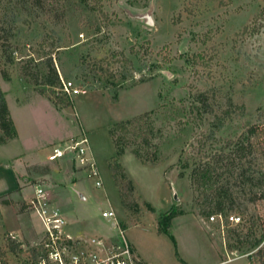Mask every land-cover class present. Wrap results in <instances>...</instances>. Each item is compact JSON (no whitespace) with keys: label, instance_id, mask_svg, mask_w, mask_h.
<instances>
[{"label":"rangeland","instance_id":"rangeland-1","mask_svg":"<svg viewBox=\"0 0 264 264\" xmlns=\"http://www.w3.org/2000/svg\"><path fill=\"white\" fill-rule=\"evenodd\" d=\"M49 1L59 9L47 16L20 14L13 24L10 13L7 19L12 34L7 52L15 62L7 64L0 48V88L23 135L0 145L4 187L16 186L9 172L15 162L10 159L22 149L28 153L38 149L34 156L26 154V162L40 160L51 152L50 141L83 129L103 186L97 187L90 177L85 185L65 186L70 211L66 233L102 238L97 235L103 225L114 221L103 218L102 212L112 210L115 231L120 223H128V240L149 264H250L251 250L229 248L228 230L235 225L222 230L193 208L190 176L203 154L237 141L251 127L264 131V27L259 33L250 32L257 15H263L258 24H264V0H89L87 5L80 0ZM7 5L0 2L3 10ZM62 12L63 18L58 16ZM39 47L41 52H52L63 81L60 90L34 85L20 75V61L30 57L43 70ZM122 53L132 66L118 62ZM2 69L12 81L2 78ZM69 81L87 92L69 95L64 90ZM41 90L61 93L72 105L57 110L48 99H36ZM199 96L207 101L210 113L198 102ZM144 112H151L163 130L154 149L162 162L145 165L130 151L121 157L137 196L154 208V212L143 210L135 224L126 215L108 167L116 155L110 129ZM30 170L29 177L41 172ZM24 187L32 193L45 185L34 179ZM46 190L53 200V192ZM4 199L12 203L5 205ZM29 203L20 200L17 191L0 196V264L33 263L28 254L9 251V236H18L24 250L45 239V226ZM174 204L184 215L174 219L173 240L158 231L157 219ZM247 206L264 224V201Z\"/></svg>","mask_w":264,"mask_h":264},{"label":"trees","instance_id":"trees-1","mask_svg":"<svg viewBox=\"0 0 264 264\" xmlns=\"http://www.w3.org/2000/svg\"><path fill=\"white\" fill-rule=\"evenodd\" d=\"M8 7H0V48L3 49L5 62L13 64L15 57L7 50L11 46L12 34L8 29V21H19L20 14L26 16L51 14V11L59 9L57 5H50L49 0H5ZM87 5L89 0H80ZM96 1V0H95ZM2 2V0H0ZM11 16L8 18V15ZM58 13V12H56ZM64 17V12L58 14ZM263 15L254 18V25L251 33H259L264 24H258ZM17 18V20H16ZM60 19V18H59ZM249 26L245 28L248 30ZM42 45V44H41ZM54 48V44H50ZM41 47V46H40ZM41 62L43 70L38 69L39 62L35 64V59L30 57L28 60L20 61L19 68L22 79L34 85H42L55 91L62 88V78L52 57V52H41ZM44 49V46H42ZM116 56V55H115ZM118 62L123 65H131L133 62L123 53ZM34 64V65H33ZM37 65V67H36ZM103 72L108 71L103 67ZM2 78L5 81H12L10 73L2 69ZM50 92V91H49ZM40 95L49 98L56 106L69 107L72 100H67L61 93H48L41 90ZM198 102L206 113H210L207 101L200 97ZM116 155L108 162L114 182L118 188L122 205L126 210V215L130 222L138 224L141 221L143 210L154 212L150 203L141 200L137 196V189L130 179L121 157L130 151L141 163L145 165H159L162 159L155 153V141L163 137V130L155 125L151 112H144L132 118L121 120L110 129ZM18 137V131L11 116L5 92L0 88V145L9 143ZM264 131L251 127L237 141H228L220 150L203 154L200 161L191 169L190 181L193 187L194 199L193 208L198 209L199 215L209 221L210 216L216 214L229 216L238 212L242 222L228 230V236L232 243L229 244L230 250L243 252L251 250L248 255L250 264H264V227L261 217L247 204H257L264 201ZM202 149V148H201ZM38 169L39 167H34ZM11 199H4L3 204L10 205ZM30 205V203H29ZM184 215V211L174 204L168 211L162 213L157 219V229L161 233L168 234L173 240V220ZM124 230L128 223L120 224ZM7 245L12 253H26L33 263H38L44 258H48V251L44 246V240L27 250L23 245L12 236L8 237ZM178 256V252H176ZM179 257V256H178ZM180 259V257H179ZM181 260V259H180ZM136 264H149L143 260H137Z\"/></svg>","mask_w":264,"mask_h":264},{"label":"built area","instance_id":"built-area-1","mask_svg":"<svg viewBox=\"0 0 264 264\" xmlns=\"http://www.w3.org/2000/svg\"><path fill=\"white\" fill-rule=\"evenodd\" d=\"M64 90L69 95L87 92L86 89L75 85L72 81L64 82ZM89 153L90 141L83 133L76 138L53 145L48 159L50 162H56L66 156H72L80 167L87 170L90 178L96 179V186L102 187L100 172ZM30 206L45 226L44 246L48 251V258L31 264H136L138 258L125 230L120 225L118 238L114 242L103 237L85 242L76 241L66 234L67 220L62 211L52 205L51 196L45 188H36ZM102 215L105 218L114 219L116 217L112 210L103 211ZM209 222L219 223L221 229L224 230L225 225L241 223L242 218L234 214L229 216L214 214L210 216Z\"/></svg>","mask_w":264,"mask_h":264},{"label":"crops","instance_id":"crops-1","mask_svg":"<svg viewBox=\"0 0 264 264\" xmlns=\"http://www.w3.org/2000/svg\"><path fill=\"white\" fill-rule=\"evenodd\" d=\"M41 97L48 99V101H50V103L57 110H61L62 107L56 106L46 96H42V95L38 94V97H36V99L41 98ZM10 112H11V110H10ZM11 116H12V112H11ZM12 118H13V121H14L15 126H16L17 131H18V137L16 139L19 140L22 138L23 131L21 129V126L18 125V123L16 122L15 118L13 116H12ZM81 128H82V126H81ZM83 133H85V131L83 129H81L78 132L69 133L68 135H65L63 137H59L58 139H53L52 141L49 142L50 144H49L48 150L51 151L50 145H52L56 142L76 138ZM16 139H14V140H16ZM26 150L27 149H22V151H21V153H19V155L18 154L14 155V157H12V159H10V161L14 160V162H15L14 166L11 167V169L9 170V172L10 171L13 172V175L15 177L13 179L15 182V185H16L15 187H13V186L9 187V188L4 187L5 186L4 185L5 184L4 179L2 178V175L0 173V188H3V190H4V191H0V196H4V195L9 194L11 192L13 194L15 191H17V195H18V198L20 200H22L23 202H27V201L30 202L35 196L36 189H35V192L31 193L27 190V187H24V185L25 186L28 185L31 180H34V179L39 180L40 179V180L44 181V185H45L44 188L48 189V190L50 189L54 194L53 195L54 199L52 200V198H51L52 205L59 208L62 211V214L64 215L65 219L68 220L67 216H69L70 211L67 208L68 206H65V201H64L66 199L65 186L68 184L69 185L74 184V185L78 186L79 183L85 185L86 180L89 178L87 170L85 168L80 167L72 156H66L64 159L58 160L56 162H50L48 159V156L50 153L43 156V158H41L40 160H32V161L26 162L24 160L26 158V154H29V155L33 154V156H34V154H36V151L38 149H36V150L34 149V150L30 151L29 153ZM89 154H90V157L92 158V160L96 164L95 157L93 155L91 147H90V153ZM1 166H2V163L0 162V167ZM96 166H97V164H96ZM31 167H39L36 170H38V171L41 170V172H37L36 174H31L30 175L31 179H30V177L28 176L29 175L28 172L31 171L30 170ZM18 168L19 169L23 168V171L19 170ZM125 168H126V166H125ZM126 170H127V168H126ZM127 172H128V170H127ZM128 174H129V172H128ZM100 178H101V176H100ZM9 182H10V179H9ZM12 198H14L13 195H12ZM14 201L16 202V200H14ZM102 217H103V215H102ZM103 218H105V217H103ZM105 219L112 220V221L114 220V221L113 222L108 221V222H110L109 225H107V224L103 225L104 227L100 230L101 231L100 235H97V236H101L103 238H106L108 241L114 242L118 238V233H117V231H115L116 230L115 227L117 226L116 225L117 223H115L116 217L114 219H112V218H105ZM116 222H117V220H116ZM67 224H68V221H67ZM120 224H122V223H120ZM173 225H174V220H173ZM66 234L69 235L73 240H77V241H83V240L90 241L91 239H93V237H96V236H93L89 239H86L84 237L74 236V234L72 232L71 233L69 232ZM16 238H18V236H16ZM130 243L132 244L133 250H134L138 260H143L144 262L148 263V261L142 257V254L140 253L139 249L132 242H130Z\"/></svg>","mask_w":264,"mask_h":264},{"label":"water","instance_id":"water-1","mask_svg":"<svg viewBox=\"0 0 264 264\" xmlns=\"http://www.w3.org/2000/svg\"><path fill=\"white\" fill-rule=\"evenodd\" d=\"M145 17L147 18L149 24H151V17H150V15H146ZM174 194H175V195H174L175 200L177 201V200H178V198H177V193L175 192Z\"/></svg>","mask_w":264,"mask_h":264}]
</instances>
